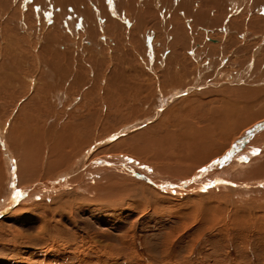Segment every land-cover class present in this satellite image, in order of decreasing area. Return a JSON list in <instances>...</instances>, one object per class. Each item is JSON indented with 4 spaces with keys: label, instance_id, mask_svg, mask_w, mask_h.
<instances>
[{
    "label": "bare ground",
    "instance_id": "bare-ground-1",
    "mask_svg": "<svg viewBox=\"0 0 264 264\" xmlns=\"http://www.w3.org/2000/svg\"><path fill=\"white\" fill-rule=\"evenodd\" d=\"M154 31L152 62L143 42ZM0 76V114L19 97L21 113L29 105L27 115L42 117L21 126L10 111L0 126V201L13 192L0 214L170 200L198 216L207 203L215 224L264 229V0H0ZM11 91L15 97L1 101ZM184 105L189 121L182 108L164 118ZM104 120L117 126L93 127ZM251 120L258 121L234 143ZM112 132L123 137L101 146ZM148 135L163 138L165 151L142 150ZM98 145L95 155L127 153L151 166L115 156L89 160ZM221 153L220 166L210 163ZM207 162V184L172 181ZM210 184L218 186L205 191Z\"/></svg>",
    "mask_w": 264,
    "mask_h": 264
},
{
    "label": "rangeland",
    "instance_id": "rangeland-1",
    "mask_svg": "<svg viewBox=\"0 0 264 264\" xmlns=\"http://www.w3.org/2000/svg\"><path fill=\"white\" fill-rule=\"evenodd\" d=\"M155 36L156 33L154 31L151 36L152 38L150 37V40L144 38L143 42L145 43L146 55L148 54L152 62L155 61V57L152 55L151 50L154 51L159 47V44L158 46L154 45L151 49L148 48V44L158 41ZM7 93L1 101L8 96L15 97V92L11 91L9 94ZM1 94L3 93H0L2 97L3 95ZM10 99H12V101L10 106H7L8 109H6V112L4 113V110H1L0 126L7 121L6 118L10 111L12 113V121L16 117H20L21 120H24L20 121L22 122L20 123L21 126H25V123H27L25 119L30 120L28 121L29 124L38 119V121L41 122L40 118L42 117L40 116L37 118L39 116L38 113L36 116L27 115V113H33V106L26 105L24 107V113L26 114H23L21 113V109H19V97ZM186 105L177 107L178 109L174 108L168 116L164 118L172 119L178 112L177 110L182 108L184 111L182 110L181 114L186 113L185 116L181 117L185 119L182 121H189L193 113L187 116L189 115L187 113H191V111H187L188 106ZM68 110L71 109L68 108ZM28 116L33 117L31 118ZM155 118L154 115L152 119L150 117L149 120H146V122H148L147 124L152 122ZM252 120L245 123L246 127L238 131L236 134L237 138L235 137L233 141L234 143L240 140L243 134L250 131L252 126L256 124L254 122L258 121L252 122ZM262 120L263 119H259L258 122L260 123ZM111 122L113 125L116 123L113 120H104L99 125H93V127L96 126L97 129L104 128L106 125V127H108L112 124ZM146 122L144 126H146ZM34 123L35 122L32 124ZM14 124L16 123L14 122L13 125ZM36 124L42 125L41 123ZM116 126L117 125H115V127ZM119 130L121 129L119 128L117 131ZM133 131L131 130V132ZM118 133L119 132H112L111 134L105 135V138L110 137L111 141H106V139H103L104 137H101L100 140H104V142L100 145H109V142L110 144L114 143L117 139L123 137H119L117 135ZM113 134L117 136L111 138ZM44 136V140L49 141L50 135L46 134ZM144 137L140 138V146L143 147L142 150L146 153L152 155V153H158V150L163 149L165 151V148H162V146L165 147V143L162 142L163 138H157L155 136L150 137L148 135L145 137V141L143 139ZM152 140H156L157 143H153ZM38 142L36 143V147L41 146ZM142 142L144 143L143 145ZM146 142L148 145L144 148ZM127 145L130 146L131 144ZM154 147L159 149H155ZM99 148L100 146L98 145L96 149L90 151L92 153L89 152L87 156L89 160L91 157H96L95 159H98L100 158L99 156H101V158L104 159L107 156L109 158L117 157L116 159L120 161L123 160L124 162L126 159L132 158L131 160L141 162L146 168L151 166L146 162H142L143 160L136 156L127 153L122 154L120 152H115L116 154H114L112 151V154L99 153L95 155V153L100 150ZM251 150H256V148L247 149V151ZM223 154L221 153V156L217 155L211 158L210 163L219 162L218 166H220V163H223L221 162ZM1 155L4 157V153ZM5 155H7L6 152ZM251 156L254 158L253 154L247 155L246 158ZM127 160L125 162H127ZM14 161L16 163V158H14ZM100 161L104 162V160ZM163 161L169 163L164 158ZM210 163L207 162V164L205 163L195 168L190 177L177 181L175 178L171 179L174 183L186 184L194 177L193 182L188 184V187L193 183H196L195 186H200L199 181L207 184L209 182L208 175L210 176V174H207V171H203V168H207ZM105 167L111 168L110 163ZM225 168L226 167H223L220 172L222 171L221 173H223L224 171L223 174H226L228 166L226 169ZM144 171L147 172V170ZM144 171L143 173H145ZM201 173L203 176H200ZM5 174L6 171L4 172V180L6 179ZM145 177L146 175H144V178ZM202 177L203 180L201 179ZM149 181L150 180H148V182ZM93 182L94 181L90 178L89 183L92 184ZM16 185L17 189H21L28 188L30 184L27 183L22 185L17 183ZM71 185L74 187L72 183ZM151 185L153 186V184ZM215 185L216 187L218 186L217 184H213V186L210 184L207 185L206 188H203L204 190L206 189L205 191L212 190L215 188ZM195 186H193V188ZM156 188L158 189L159 187L156 186ZM65 189H67V187ZM10 192L11 191H6V196L4 194L0 202L5 201L7 198H12L11 193L13 192ZM57 192L54 193L55 195H44L42 196L45 198H43L44 201L41 200L45 203H50L57 196ZM47 200H50V202ZM7 204L9 205L10 203ZM150 204L153 205V202ZM151 205L132 208L90 205L89 208L86 203H83L80 205L81 209L74 205L71 207L62 205L61 208L57 209V206L54 205L49 208L50 211L39 206H34L18 210L19 212H13V208H11V210H6L7 212L0 214V264H264V229L261 230L258 227L248 228L243 225L241 226L240 222L238 223L233 220L228 221V223L221 224L218 222L215 224L212 222L213 216L209 213L210 210H207V203L201 206L202 210L199 216L196 210V213L192 212V209L189 210L187 207L188 205L184 207L179 204L173 205L170 200L166 201V203H159L155 207Z\"/></svg>",
    "mask_w": 264,
    "mask_h": 264
}]
</instances>
